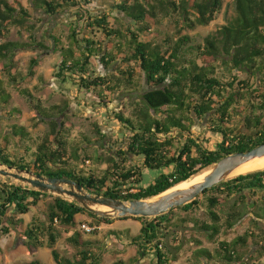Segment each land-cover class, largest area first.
Listing matches in <instances>:
<instances>
[{
	"label": "trees",
	"instance_id": "16d2710c",
	"mask_svg": "<svg viewBox=\"0 0 264 264\" xmlns=\"http://www.w3.org/2000/svg\"><path fill=\"white\" fill-rule=\"evenodd\" d=\"M30 2L49 17L62 12L74 17L65 37L50 35L53 50L61 51L55 76L63 88L74 85L79 92L102 99L104 107L108 103L106 93L139 91L141 80L146 88L138 101L130 103L129 114L119 110L112 115L123 128L124 147L103 156L100 152H89L91 141L86 135L82 136L87 147L79 148L77 142L69 144L65 137L69 133L64 120L65 106L43 105L27 87H21V78L11 71V59L16 51L35 46L45 48L43 42L34 43L33 34H30L33 42L5 38L12 27L33 28L26 24L29 10L19 0H0V74L6 73V76L0 75V106L8 105L11 98L8 87L12 86L30 103L35 117L52 128L48 135L33 138L23 126H14L12 134L25 143L26 155L12 154L8 146L0 144V162L4 165L48 177L69 178L93 194L130 200L158 195L203 172L226 154L247 152L264 143V0H232L236 12L232 24L220 26L215 34L198 44H189L187 35H181L173 43L168 39L165 49L141 37L153 34V29L164 18L173 21L179 33L185 28L193 29L195 24L206 25L221 8L222 0L120 1L116 4L117 10L130 19L124 30L110 25L108 15L92 13L88 9L92 0ZM98 56L105 69L112 67L114 72L98 73L94 67V58ZM31 63L37 61L32 59ZM194 115L208 118V129L220 136L213 148L193 137ZM238 116L246 131L236 132L238 128L231 126ZM172 131H177L181 137H168ZM104 138L105 135L99 133L96 140ZM3 140L7 142L5 136ZM205 142L208 143V139ZM86 160L105 163L106 167L98 172L86 171L81 167ZM144 169L160 171L147 186L141 185ZM131 185L139 186L137 192L123 194ZM43 196H50L53 201L42 219L33 217L26 225L25 244L48 247L55 264L100 262L101 254L93 250V242L84 239L80 230L67 238L79 249L73 258L61 256L55 249L61 236L57 224L76 227L79 214H87L106 224L116 219L141 221L137 235H131L129 230H111L110 233L119 239L124 237L127 244L137 247L139 254H152L156 264H173L176 255L167 236L172 235L175 241V237L181 236L175 232L191 225L214 242L225 229L232 228L247 209L258 208L264 213V169L229 178L205 189L192 201L155 217L98 216L71 199L0 177V235L9 234L12 228L22 225V215L29 213ZM259 201L262 206L257 207ZM225 204L228 211L224 214ZM196 207H205L209 220L189 215L180 217L176 213L177 210L189 213ZM256 236L254 231L246 230L230 241H217L213 251L195 240L197 248L192 253L195 262L189 264H241L247 254L248 264H264L255 259L256 254L250 249L245 254L241 252L243 247L258 245ZM256 253L263 257L264 245ZM135 262L137 259L132 258L128 264ZM22 264L42 263L34 259ZM116 264L126 263L118 261Z\"/></svg>",
	"mask_w": 264,
	"mask_h": 264
},
{
	"label": "rangeland",
	"instance_id": "374dc122",
	"mask_svg": "<svg viewBox=\"0 0 264 264\" xmlns=\"http://www.w3.org/2000/svg\"><path fill=\"white\" fill-rule=\"evenodd\" d=\"M19 1L29 10L30 17L26 24L33 26V28L23 29L12 27L5 38L12 41L33 42L34 37L36 41L34 43L43 42L45 45V48L35 46L26 50H19L13 55L11 59V71L18 75V78H21V87H27L31 94L40 99L41 103L47 107L54 104H58L62 107L65 106L64 120H66V126L69 128V133L66 134L65 137L69 141V144L73 145L77 142L79 143V148L83 146L87 147L88 145L84 142L82 136L86 135L91 141V146L88 147L89 152L91 154L100 152L103 156L107 155L108 152L115 153L116 149L124 147L121 142L123 138V128L112 115L115 111L119 110H125V112L129 114L131 112L130 103L133 104L140 99V93L146 88V83L141 80L139 82L140 90L130 94L119 91L115 94L106 93L108 103L105 107L100 102L102 99L99 97L94 98L91 94L90 96L83 91L79 92L74 88V85L68 84L65 86L67 89L63 88L60 81L55 76L61 61V51L53 50V43L50 35L54 34L65 37L70 31V22H72L74 17H72L70 13L65 12L49 17L43 12L35 9L30 0ZM120 1L124 0H92L88 9L95 14L103 13L108 15V22L110 25L120 27L121 30H124L125 25L130 23V19L117 10L116 4ZM235 18L236 12L232 0H222L221 8L215 14L214 18L206 25L195 24L193 29L185 28L179 33L173 21L164 18L153 29L155 31L153 34H145L141 39H150L153 44L159 45L163 49L167 46L166 40L168 41V39H171L170 42L173 43L181 35H187L190 38L189 44H198L202 43L206 37L215 34L220 26L232 24ZM30 34H33V37L30 36ZM111 41L113 43L115 42L114 40ZM115 52L117 53V50H115ZM32 59H35L37 63L32 64ZM99 59L100 56L94 58V67L96 71L103 75L110 72L112 73L113 68L109 67L105 69ZM5 74L6 73H2L0 75L4 76ZM137 77H140L139 73H137ZM8 90L11 93L9 103L6 106H0V144L8 146V150L12 154L25 156V143L20 140L19 136L12 134L13 127L23 126L33 138H36V136L48 135L52 128L49 123L40 121L35 117V112L30 103L16 88L9 86ZM231 126L238 128L236 132H241V130L246 131L240 122L239 116L233 119V124ZM191 131L193 137L201 140L203 144H207V146L211 148L220 140L219 135L214 134L208 129V118L200 119L195 116V120L191 122ZM99 133H103L105 138L96 140L97 137H99ZM167 135L168 137H181V134L177 133V131H172ZM4 136L7 138V142L3 140ZM205 139H208V143L205 142ZM110 148H112V150ZM134 159L138 160L140 158ZM81 167L86 171L91 169L98 172L99 169H104L106 164H94L91 160H86L85 164L81 165ZM159 172L158 170L144 169L141 185L147 186L150 184ZM8 179L12 182H16L12 178ZM137 187L139 186H132L131 188L138 190ZM258 195L259 197L261 196L260 193ZM52 201V197L43 196L42 199L31 208L29 213L22 215L24 219L22 225L12 228L9 234L0 235V264H22L34 259L40 260L42 264H55L48 247H28L25 244L24 237L26 225L33 217L42 219ZM259 206H262V201L257 202V207ZM227 211L228 206L225 204L222 208V212L225 214ZM246 211L245 215L239 218L232 228L225 229L223 233L216 237L214 242L209 241L204 233L193 228L191 225L181 229V231L175 232L181 235L180 238L178 236V239L175 237V241L172 235L167 236V241L172 245L170 247L173 248V252L176 255L173 264H189L195 262V258L192 254L197 248V242L195 240H199L202 247H207L213 251L215 246H217V241H230L234 237L242 235L246 230H251L256 233L257 236L255 240L258 241V245L251 244L249 247H243L241 248V252L245 254L250 249L251 253L256 254L255 259L258 262H264V256L260 257L256 253V251L264 245V213L258 208H249ZM176 213L180 217L189 215L199 220H209L205 207H196L189 213L177 210ZM77 219L79 224L73 228L57 224L61 236L55 245V249L61 256L68 258L74 257L79 249L68 242L67 238L72 235L75 230L82 231L80 228L81 223H88L89 225H96L98 227L91 233H85L84 231H82V233L84 239H89L93 242V250L101 254L99 264H116L118 261L128 264L132 258L137 259V262L133 264H156L152 254H139L137 247L127 244L124 237L119 239L117 236L111 235L110 233L111 230H129L131 235H137L142 225L141 221L134 218L124 220L116 219L112 224H106L97 222L87 214H79ZM99 248H101V250ZM245 256L244 262L241 264H248L249 254Z\"/></svg>",
	"mask_w": 264,
	"mask_h": 264
},
{
	"label": "water",
	"instance_id": "95a60500",
	"mask_svg": "<svg viewBox=\"0 0 264 264\" xmlns=\"http://www.w3.org/2000/svg\"><path fill=\"white\" fill-rule=\"evenodd\" d=\"M264 156V143L247 152H233L224 155L208 167L204 175L195 182L170 188L150 198H134L122 200L119 198L93 194L82 184L60 177H48L30 170L6 166L0 162V176L12 178L20 184L30 186L44 193L71 199L78 205L98 216L121 217L125 215L155 217L168 210L192 201L205 189L211 188L229 178L233 171L242 164Z\"/></svg>",
	"mask_w": 264,
	"mask_h": 264
},
{
	"label": "bare ground",
	"instance_id": "6f19581e",
	"mask_svg": "<svg viewBox=\"0 0 264 264\" xmlns=\"http://www.w3.org/2000/svg\"><path fill=\"white\" fill-rule=\"evenodd\" d=\"M259 169H264V156L256 157V158L242 164L241 166H239L238 168H236L233 171L232 176L234 177L236 175H239L240 173L252 172V171L259 170ZM204 172H205V170L203 172H201L200 174L194 176L193 178L188 179L187 181L181 182L180 184L176 185L174 188L185 186V185H188V184L195 182L196 180H198L200 177H202L204 175ZM174 188H172V189H174Z\"/></svg>",
	"mask_w": 264,
	"mask_h": 264
},
{
	"label": "built area",
	"instance_id": "2783aa9c",
	"mask_svg": "<svg viewBox=\"0 0 264 264\" xmlns=\"http://www.w3.org/2000/svg\"><path fill=\"white\" fill-rule=\"evenodd\" d=\"M135 192H137V189L129 188L128 190L123 191L122 193L126 194V193H135ZM80 228L85 233H91L92 231H94L98 227L96 225H89L88 223H81Z\"/></svg>",
	"mask_w": 264,
	"mask_h": 264
}]
</instances>
